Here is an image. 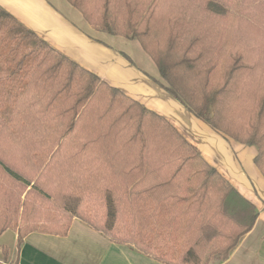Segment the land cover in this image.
<instances>
[{
  "label": "trees",
  "instance_id": "obj_1",
  "mask_svg": "<svg viewBox=\"0 0 264 264\" xmlns=\"http://www.w3.org/2000/svg\"><path fill=\"white\" fill-rule=\"evenodd\" d=\"M66 2L93 27L136 40L168 94L256 148L264 177V27L252 0ZM74 218L163 264H204L227 259L256 211L163 117L0 8V236L63 237Z\"/></svg>",
  "mask_w": 264,
  "mask_h": 264
},
{
  "label": "crops",
  "instance_id": "obj_2",
  "mask_svg": "<svg viewBox=\"0 0 264 264\" xmlns=\"http://www.w3.org/2000/svg\"><path fill=\"white\" fill-rule=\"evenodd\" d=\"M0 8L52 49L163 117L195 147L256 211L252 229L216 264H264V177L254 163L255 147L237 143L195 117L159 86V72L136 40L94 31L66 0H0ZM0 240V251H6L1 264H161L75 218L63 237L33 232L19 241L7 230Z\"/></svg>",
  "mask_w": 264,
  "mask_h": 264
},
{
  "label": "rangeland",
  "instance_id": "obj_3",
  "mask_svg": "<svg viewBox=\"0 0 264 264\" xmlns=\"http://www.w3.org/2000/svg\"><path fill=\"white\" fill-rule=\"evenodd\" d=\"M258 1H260L259 3H258ZM262 0H252V2H251V5H250V8H251V6L252 7H255L256 6V8H253V12L252 13H250L251 15H254V16H252V19H253V21H254V23L256 24V25H258V26H261V27H264V15L263 14H260V13H262V2H261ZM69 4V3H68ZM70 5V4H69ZM259 5V6H258ZM71 6V5H70ZM77 10V9H76ZM78 11V10H77ZM79 12V11H78ZM80 13V12H79ZM233 13H235L234 11H233ZM81 14V13H80ZM249 14V13H248ZM239 15V14H238ZM81 16L83 17V15L81 14ZM241 16V15H240ZM246 20L247 19H251V17L249 18L248 16H243ZM83 19H84V17H83ZM251 19V20H252ZM223 18H217L216 16H209L208 18H207V20H206V22H208V24L211 26V28L213 29V23H215V26L217 25V23L218 24H222V22H223ZM84 21L87 23V25H88V27H91V28H93L94 29V31L96 30V31H98V32H103L102 30H100L99 28H95V27H93V25H91V24H89L85 19H84ZM259 22H262V24H259ZM219 26H221V25H217L216 26V28H218ZM221 45H216V46H214V50L213 51H221V50H224L225 48L224 47H220ZM230 48V47H229ZM246 48V47H245ZM244 51H246V53L245 54H247V55H249L250 57H255L253 54V52H251L250 50H244ZM264 79V77H260L259 78V80H263ZM103 82V81H102ZM155 84H157V83H155ZM163 85H164V82H163V84H161V85H159L162 89H163ZM158 86V85H157ZM165 91V90H164ZM166 92V91H165ZM132 100V99H131ZM134 101V100H133ZM141 105V104H140ZM143 106V105H142ZM144 107V106H143ZM175 129V128H174ZM28 192V190H25V193H27ZM76 219V218H75ZM84 223V222H83ZM85 224V223H84ZM86 225V224H85ZM89 227V226H88ZM90 228V227H89ZM91 229V228H90ZM93 230V229H92ZM8 239H9V237H7V238H5L4 239V242H5V244L7 245L8 244V246L10 245L9 243V241H8ZM0 242H1V240H0ZM127 246H130L131 247V245H127ZM3 248V247H2ZM2 250V249H1ZM1 253H2V256L0 257V260L2 261V260H4L5 258H6V252L3 250V251H0ZM208 257V261H206V262H204V264H216L217 262H219V257L218 256H215V255H211V256H207ZM205 260H206V257H205ZM204 260V261H205ZM157 261V260H156ZM158 262V261H157ZM158 263H161V262H158ZM161 264H163V263H161Z\"/></svg>",
  "mask_w": 264,
  "mask_h": 264
}]
</instances>
